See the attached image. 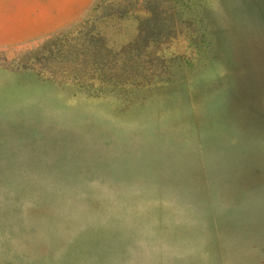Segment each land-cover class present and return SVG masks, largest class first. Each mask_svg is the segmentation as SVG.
I'll list each match as a JSON object with an SVG mask.
<instances>
[{
	"label": "rangeland",
	"instance_id": "obj_1",
	"mask_svg": "<svg viewBox=\"0 0 264 264\" xmlns=\"http://www.w3.org/2000/svg\"><path fill=\"white\" fill-rule=\"evenodd\" d=\"M0 264H264V0H0Z\"/></svg>",
	"mask_w": 264,
	"mask_h": 264
}]
</instances>
